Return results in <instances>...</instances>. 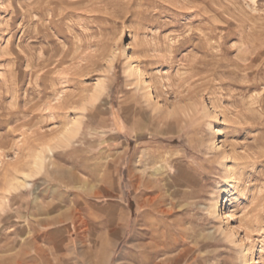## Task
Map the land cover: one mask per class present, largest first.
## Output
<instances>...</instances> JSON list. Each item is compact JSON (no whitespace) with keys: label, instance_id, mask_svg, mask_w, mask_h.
<instances>
[{"label":"rangeland","instance_id":"obj_1","mask_svg":"<svg viewBox=\"0 0 264 264\" xmlns=\"http://www.w3.org/2000/svg\"><path fill=\"white\" fill-rule=\"evenodd\" d=\"M0 202V264H264V0H0Z\"/></svg>","mask_w":264,"mask_h":264},{"label":"bare ground","instance_id":"obj_2","mask_svg":"<svg viewBox=\"0 0 264 264\" xmlns=\"http://www.w3.org/2000/svg\"><path fill=\"white\" fill-rule=\"evenodd\" d=\"M131 73L132 74H138V75H141V71L139 70V68H136V67H133L132 65H131ZM96 96V95H95ZM80 124L77 122V121H75L73 124H72V126L68 129V132L66 133V134H64L63 136H65V137H67V134H70L71 136H76L77 134V130H78V126H79ZM76 134V135H75ZM71 138V137H70ZM70 138H69V140H70ZM67 139H65V141H66ZM52 147H51V145H44V146H42L37 152H36V154H35V156H34V161H33V163H27V164H24L25 165V167L27 168H29L28 170H26V168H22V167H17L16 169H15V171H14V177H13V179L10 181V183H9V185H10V189L8 190L9 192H12L13 190H17L18 188H20V187H26L28 184H29V179L30 178H32L33 176H34V174H33V171L35 170V169H41L42 167H43V165H44V162H45V160H46V153L48 152V151H52ZM231 167V166H230ZM159 171V170H158ZM228 171L230 172V176H228V180H230L231 178H232V176H233V174H232V172H231V169H228ZM233 179V178H232ZM227 180V182L229 183L230 181H228ZM148 188V187H147ZM156 200H157V197L155 196V197H150L149 199H148V204H149V206L150 205H153V204H155V202H156ZM2 206H3V202H0V209L2 208ZM221 209H222V205H221V203H219V202H214L213 203V205H212V211L218 216V217H220L221 218ZM229 232V235L231 236V237H234L235 236V234H236V232L234 231V230H228ZM248 256H249V253H247L246 254V259H245V264H250V262H251V259L250 258H248Z\"/></svg>","mask_w":264,"mask_h":264}]
</instances>
